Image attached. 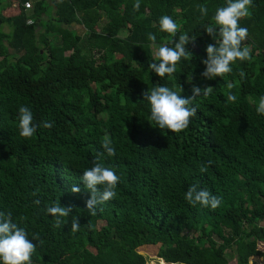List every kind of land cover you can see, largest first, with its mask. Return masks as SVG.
<instances>
[{"label": "trees", "instance_id": "obj_1", "mask_svg": "<svg viewBox=\"0 0 264 264\" xmlns=\"http://www.w3.org/2000/svg\"><path fill=\"white\" fill-rule=\"evenodd\" d=\"M134 3L58 0L53 16L37 28V15L48 7L44 0L29 12L20 7L0 17L10 29L0 31V211H11L29 239L39 236L32 264H144L137 252L144 247L167 264H227L231 253L234 264L264 261L256 248L264 244V115L256 111L264 95V0H253L249 16L239 21L248 29L242 47L251 48L252 59L236 61L232 73L213 80L201 76L206 46L215 43L204 27L225 0H140L138 11ZM197 5L207 6L208 15L202 17ZM164 15L176 21L178 34L196 40L186 46L193 59L160 78L149 68L158 61L148 34L156 35L157 45L172 46L173 38L159 29ZM193 84L213 90L193 101L197 112L186 130L172 133L148 121L143 91L181 85L187 97ZM22 105L34 123L53 127L21 137ZM106 135L116 154L105 153L100 162L120 181L116 197L92 216L80 178L104 152ZM73 185L81 193H71ZM191 185L221 198L220 206L190 205L184 196ZM59 202L74 207L56 228L45 210ZM73 216L80 223L75 233Z\"/></svg>", "mask_w": 264, "mask_h": 264}, {"label": "clouds", "instance_id": "obj_2", "mask_svg": "<svg viewBox=\"0 0 264 264\" xmlns=\"http://www.w3.org/2000/svg\"><path fill=\"white\" fill-rule=\"evenodd\" d=\"M253 5V0H225V5L217 7L212 22L204 27L208 36L215 43L206 46V58L201 62L205 70L201 76L207 80L217 77L223 78L226 74L233 72L232 65L236 61H248L252 59L251 48L243 46L242 43L248 38V29L241 27L239 21L249 16V8ZM201 16L208 15V8L205 5H197ZM135 11L140 8V0H135L133 5ZM159 29L161 32L169 34L173 39L171 45H157L156 35L149 33L148 40L155 49L154 59L158 62L149 64V68L158 77H171L177 70V64L182 60H192L193 52L186 47L190 43L195 44V37L187 32L179 33V26L176 21L168 15L159 19ZM241 72V78L244 77ZM192 77H189L191 83ZM227 87L231 89L232 84ZM213 90L211 86L199 87L192 86L191 96H183L184 91L180 85L178 89L170 88L166 85H155L147 91L141 93L142 101H146L150 115L148 121L161 130L167 129L172 133H180L186 130L190 124V119L196 115L197 109L192 105L193 101L200 96L207 97ZM237 97L229 94L227 100L235 102ZM256 111L264 115V95L258 98ZM19 113V135L23 138H31L39 127L51 128L53 123L42 121L40 124L34 123V116L31 109L27 106H20ZM103 153H98L93 161V166L83 171L80 178L83 181L84 190L90 193V198L85 201L86 209L92 216L96 215L97 207L116 197L115 189L120 181V177L111 167H106L101 161V157L106 153L112 157L116 154V148L109 136H105L102 141ZM208 164H202L199 171L207 172ZM99 186V187H98ZM73 194L81 193V188L73 185L70 188ZM36 193H33L35 195ZM185 200L192 206L197 204L202 207L217 209L221 204V198L213 195L208 189H199L196 185L188 187ZM39 205L40 201L35 200ZM73 205L62 206L55 203L46 207V214L54 217V227L60 228L65 224L63 218L69 217L73 211ZM80 228L79 217L73 216L71 219V231L75 233ZM33 241H40L38 235L33 234L29 239L24 227L19 226L12 219L11 211L7 213L0 211V264H32L31 257L36 251L37 244ZM179 264V262H177Z\"/></svg>", "mask_w": 264, "mask_h": 264}, {"label": "crops", "instance_id": "obj_3", "mask_svg": "<svg viewBox=\"0 0 264 264\" xmlns=\"http://www.w3.org/2000/svg\"><path fill=\"white\" fill-rule=\"evenodd\" d=\"M32 4V7L35 3L36 0H29ZM58 0H44V2L47 4V13L45 12V10H41L39 12V14L37 15L38 18L36 19L35 22H37V24L35 25L34 22V27L33 28H37L38 25L41 22H45L47 21V19H49L50 17L53 16V7H52V3L57 2ZM20 8V4L18 2H16L15 0H0V17L1 18H8V17H12L14 15H16L19 11ZM31 10V9H30ZM30 10H27L26 12H29ZM29 20H31L30 18H28ZM3 27V28H2ZM7 27L9 28L8 24L6 23H0V31L7 33ZM37 30V29H36Z\"/></svg>", "mask_w": 264, "mask_h": 264}, {"label": "rangeland", "instance_id": "obj_4", "mask_svg": "<svg viewBox=\"0 0 264 264\" xmlns=\"http://www.w3.org/2000/svg\"><path fill=\"white\" fill-rule=\"evenodd\" d=\"M47 9L45 10L46 13H47ZM99 24H101V22H99ZM71 29H74L76 32H78V34H81L83 32L82 27L78 26V25H73L71 27ZM9 30L10 29L7 27L6 32H9ZM154 53L155 52H153V55H154ZM65 55H67V53H65ZM260 224H262V223H260ZM256 248H257V250L264 252V244L263 243L258 242L256 244ZM137 252H138V254H140L141 256L144 257V264H167V263L161 261L160 259L156 258V256H155L156 250L153 247L140 248V249H137ZM227 254H229V253H227ZM226 258H227V264H234L233 253L230 254V257L227 256ZM248 264H264V261L259 259V258H256V257H252V258H249Z\"/></svg>", "mask_w": 264, "mask_h": 264}, {"label": "built area", "instance_id": "obj_5", "mask_svg": "<svg viewBox=\"0 0 264 264\" xmlns=\"http://www.w3.org/2000/svg\"><path fill=\"white\" fill-rule=\"evenodd\" d=\"M16 2H18L20 4V7L24 10V11H27V10H30L32 9V4L29 0H25V1H22V0H15ZM26 24L27 25H31L32 24V21L31 20H26Z\"/></svg>", "mask_w": 264, "mask_h": 264}, {"label": "water", "instance_id": "obj_6", "mask_svg": "<svg viewBox=\"0 0 264 264\" xmlns=\"http://www.w3.org/2000/svg\"><path fill=\"white\" fill-rule=\"evenodd\" d=\"M37 24V22H35V25Z\"/></svg>", "mask_w": 264, "mask_h": 264}]
</instances>
